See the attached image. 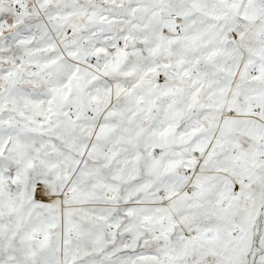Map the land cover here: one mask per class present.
Masks as SVG:
<instances>
[{
  "label": "snow or ice",
  "instance_id": "obj_1",
  "mask_svg": "<svg viewBox=\"0 0 264 264\" xmlns=\"http://www.w3.org/2000/svg\"><path fill=\"white\" fill-rule=\"evenodd\" d=\"M0 264H264V0H0Z\"/></svg>",
  "mask_w": 264,
  "mask_h": 264
}]
</instances>
